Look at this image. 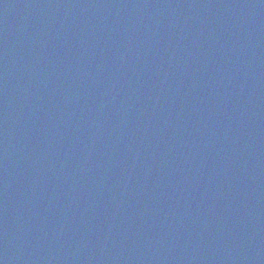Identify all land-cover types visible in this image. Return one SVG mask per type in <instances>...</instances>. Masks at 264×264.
<instances>
[{
	"label": "water",
	"instance_id": "95a60500",
	"mask_svg": "<svg viewBox=\"0 0 264 264\" xmlns=\"http://www.w3.org/2000/svg\"><path fill=\"white\" fill-rule=\"evenodd\" d=\"M0 264H264V0H0Z\"/></svg>",
	"mask_w": 264,
	"mask_h": 264
}]
</instances>
